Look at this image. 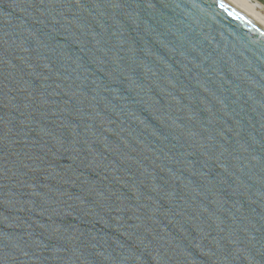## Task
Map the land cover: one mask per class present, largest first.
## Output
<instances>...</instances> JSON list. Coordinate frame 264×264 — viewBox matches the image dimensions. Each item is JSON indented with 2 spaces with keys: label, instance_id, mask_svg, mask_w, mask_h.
<instances>
[{
  "label": "water",
  "instance_id": "95a60500",
  "mask_svg": "<svg viewBox=\"0 0 264 264\" xmlns=\"http://www.w3.org/2000/svg\"><path fill=\"white\" fill-rule=\"evenodd\" d=\"M0 264H264V7L0 0Z\"/></svg>",
  "mask_w": 264,
  "mask_h": 264
},
{
  "label": "rangeland",
  "instance_id": "374dc122",
  "mask_svg": "<svg viewBox=\"0 0 264 264\" xmlns=\"http://www.w3.org/2000/svg\"><path fill=\"white\" fill-rule=\"evenodd\" d=\"M264 7V0H257Z\"/></svg>",
  "mask_w": 264,
  "mask_h": 264
},
{
  "label": "bare ground",
  "instance_id": "6f19581e",
  "mask_svg": "<svg viewBox=\"0 0 264 264\" xmlns=\"http://www.w3.org/2000/svg\"><path fill=\"white\" fill-rule=\"evenodd\" d=\"M253 1H255V2L259 3L257 0H253Z\"/></svg>",
  "mask_w": 264,
  "mask_h": 264
}]
</instances>
